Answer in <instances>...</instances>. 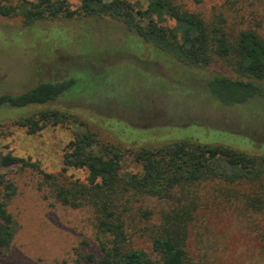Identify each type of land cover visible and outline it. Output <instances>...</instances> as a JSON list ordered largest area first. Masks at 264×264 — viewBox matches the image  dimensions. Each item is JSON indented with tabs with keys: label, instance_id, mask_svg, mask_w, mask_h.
<instances>
[{
	"label": "rangeland",
	"instance_id": "374dc122",
	"mask_svg": "<svg viewBox=\"0 0 264 264\" xmlns=\"http://www.w3.org/2000/svg\"><path fill=\"white\" fill-rule=\"evenodd\" d=\"M68 1L71 8L78 5V0ZM182 1L196 10L220 2L207 0L199 7ZM248 3L264 13V0H243ZM212 75L235 77L222 60L205 66L172 61L118 20L73 15L24 25L17 15L0 16V95L47 82L63 85L49 105L74 115L100 142L119 147L120 165L127 171L140 169L131 150L179 140L264 154V97L222 106L206 86ZM37 109L0 108V154L36 165L0 167L13 184L6 207L15 221L10 242L0 248V264H73L78 254L97 255L91 209L60 205L49 185L41 184L42 174L53 176L59 185L85 180V169L62 163L64 147L78 127L64 121L26 133L13 122ZM252 189L245 183L202 180L177 187L162 200L145 196L126 214L125 245L154 257L147 227L177 201L190 202L193 217L184 247L194 261L264 264L257 237L264 214L248 213L235 194ZM141 208L149 210L148 217L139 214Z\"/></svg>",
	"mask_w": 264,
	"mask_h": 264
},
{
	"label": "trees",
	"instance_id": "16d2710c",
	"mask_svg": "<svg viewBox=\"0 0 264 264\" xmlns=\"http://www.w3.org/2000/svg\"><path fill=\"white\" fill-rule=\"evenodd\" d=\"M190 1L202 7L207 0ZM142 2L144 7L138 0H78V5L71 8L68 0H17L0 2V16L17 15L24 25L73 15L118 20L172 61L188 66H205L215 59L224 61L235 77L212 75L206 82L210 94L222 106L264 97V13L254 10L251 3L244 5L243 0H220L199 10L189 9L182 0ZM62 87L47 82L17 94L2 93L0 108L36 106L37 110L13 119L25 127L26 133L64 121L78 127L64 147L62 163L85 169V180L59 185L49 174H42L41 179L60 205L91 209L97 255L78 254L73 264H198L184 247L193 217L190 202L177 201L160 213L152 228L147 227L154 257L125 245V223L133 202L145 196L162 200L175 188L202 180L254 187L235 194L248 213L264 214V154L179 140L131 150L140 169L127 171L121 168L119 147L100 142L74 115L49 105ZM16 164L36 168L26 158L0 154L1 168ZM12 185L0 174V248H5L15 230V221L6 207ZM139 214L146 218L150 212L141 208ZM257 237L264 255V224L259 226Z\"/></svg>",
	"mask_w": 264,
	"mask_h": 264
}]
</instances>
